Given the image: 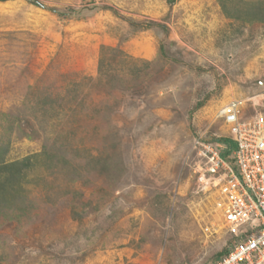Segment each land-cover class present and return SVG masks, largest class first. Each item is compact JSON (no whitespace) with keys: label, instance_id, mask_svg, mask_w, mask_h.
Returning a JSON list of instances; mask_svg holds the SVG:
<instances>
[{"label":"rangeland","instance_id":"374dc122","mask_svg":"<svg viewBox=\"0 0 264 264\" xmlns=\"http://www.w3.org/2000/svg\"><path fill=\"white\" fill-rule=\"evenodd\" d=\"M232 100L264 110V25L217 0L0 2V144L54 155L0 208V264L216 261L232 239L193 142L226 136Z\"/></svg>","mask_w":264,"mask_h":264},{"label":"built area","instance_id":"2783aa9c","mask_svg":"<svg viewBox=\"0 0 264 264\" xmlns=\"http://www.w3.org/2000/svg\"><path fill=\"white\" fill-rule=\"evenodd\" d=\"M242 111L240 101L224 104L216 118L226 136L198 135L193 142L197 189L214 195V212L232 239L211 264H264V110L249 118ZM221 139L234 144L226 157Z\"/></svg>","mask_w":264,"mask_h":264},{"label":"trees","instance_id":"16d2710c","mask_svg":"<svg viewBox=\"0 0 264 264\" xmlns=\"http://www.w3.org/2000/svg\"><path fill=\"white\" fill-rule=\"evenodd\" d=\"M6 1L9 0H0V2ZM217 2L219 3L225 18L229 20L238 21L246 25H264V0H217ZM101 63L102 61L100 60V64ZM49 105L48 103H43L42 107L47 110V108L50 107ZM14 119L16 118L12 113H0V120L4 121L10 131H12L13 124L15 122ZM4 134L6 135L7 131ZM6 141V144H0V208L7 207V205L12 202L13 197L19 196L17 193L20 194L21 183L23 180H26V175L35 165L37 166L39 162H43L45 164V162L48 163L49 161L50 163L51 159H53L52 157L54 156L48 153L47 150H44L39 155L8 162L7 153L9 140ZM221 142L227 146L226 150L222 153V156L226 157L234 149V144L229 139H221ZM56 158L57 156L55 159ZM14 218L17 217L14 216ZM225 253H227V250L219 254L216 260H218Z\"/></svg>","mask_w":264,"mask_h":264}]
</instances>
